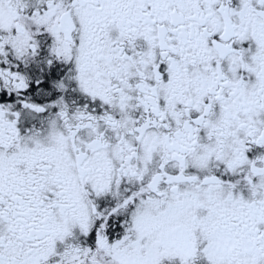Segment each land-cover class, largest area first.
Segmentation results:
<instances>
[{"label":"snow or ice","instance_id":"6c2138e0","mask_svg":"<svg viewBox=\"0 0 264 264\" xmlns=\"http://www.w3.org/2000/svg\"><path fill=\"white\" fill-rule=\"evenodd\" d=\"M0 264H264V0H0Z\"/></svg>","mask_w":264,"mask_h":264}]
</instances>
